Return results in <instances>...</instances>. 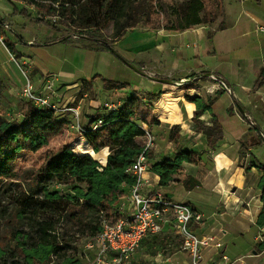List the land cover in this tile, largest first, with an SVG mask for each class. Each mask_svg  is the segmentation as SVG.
<instances>
[{"label":"crops","instance_id":"obj_1","mask_svg":"<svg viewBox=\"0 0 264 264\" xmlns=\"http://www.w3.org/2000/svg\"><path fill=\"white\" fill-rule=\"evenodd\" d=\"M222 10L220 27L204 23L185 30H132L112 45L111 50L87 39L69 38L52 27L54 32L45 31L37 17L29 14L26 18L34 27L41 26L44 34L25 40L17 32L20 41L26 45L39 42L44 47L72 46V59L59 51V57H51V63L40 64L18 50L15 40L9 50L27 66L36 90L43 88L54 74V89L62 102L80 105L84 123L95 115H102L106 111L102 105L107 101L124 103L132 92L146 101L148 96L161 93L153 102V112L160 121L158 127L165 131V144L155 146V155L152 148L148 160L153 165L174 159L182 151L192 152V157L182 162L175 181L167 186L160 185V176L152 170L147 172L153 186L203 213L202 223L194 228L200 236L214 238L211 246L203 249L208 264H219L223 254L229 257L230 264H264V242L261 241L264 240V218L259 222L264 206V169L259 167V164L264 166V0H222ZM13 14L6 0H0V16L9 23L8 18ZM88 47L101 48L112 59L133 63L131 66L137 72L134 62L140 63L144 69L139 73L145 79L132 90L113 84L106 86L107 82L99 81V73L93 75V71H86L85 61H90ZM154 51L156 63L150 61ZM4 62L7 64V60ZM8 63L14 68L9 67L8 74L3 70L0 80L6 92L17 96L25 79H14L11 73L18 75L20 69L15 63ZM203 72L209 76L200 79L202 74H196ZM190 73L195 74L193 79L188 77ZM183 79H190V83L176 85ZM84 80L90 83L94 99L90 91L81 93ZM96 81L101 84L97 91L94 90ZM198 84L207 89H201ZM103 90L106 98L100 100L98 95ZM167 95L171 99L169 108L175 114L171 119L164 105ZM196 97L211 101V109L200 116L208 127L205 130H199L193 121ZM215 119L220 139L212 147L208 134L213 133ZM174 125L180 126V143L172 141L170 131H166ZM151 131L155 137L163 133L160 129ZM189 263V255L181 248V237L166 225L163 231L145 238L131 264Z\"/></svg>","mask_w":264,"mask_h":264},{"label":"rangeland","instance_id":"obj_2","mask_svg":"<svg viewBox=\"0 0 264 264\" xmlns=\"http://www.w3.org/2000/svg\"><path fill=\"white\" fill-rule=\"evenodd\" d=\"M202 1L205 4V8L200 11L199 15L202 18L212 20L211 25L214 24V27L222 26L220 18L222 17L221 14L223 10L219 0ZM189 2H191V0H75L72 1L73 4L70 2L67 4L63 1L53 2L50 0H6V4L12 8L14 14L12 17L8 18L10 24L6 22V24L0 25V73H2L3 70L5 74L11 72L10 68H14V66L13 64H9V61L15 63L20 69V71H17L18 75H14L12 72L11 76L16 80L22 79V77L23 80L25 79L21 73V67L19 66L23 62L17 58V54L13 55V52L9 50L14 40L18 50L25 53L28 58L36 59L35 62L38 60L40 64L51 63V57L54 56L58 58L59 51H61V55H65L66 58L72 59V48H74L72 46L63 47V45H48L44 47L40 45L39 42H32L26 45L24 42L20 41L19 37L15 34L17 32L23 34L25 40L30 39L32 35L44 34V31H40L41 26L34 27L26 18L29 14L37 18L41 16L46 22L51 24L53 29L64 32L69 38L76 36L77 40L87 39L99 43V45H103L105 41L109 45L114 46L128 31L148 28L170 30L168 26L184 22L183 20L185 18L182 12ZM15 8H17V10H15ZM91 19L92 22L89 21ZM43 25L42 28L45 31L49 30L50 32H54L49 25ZM87 50L88 60H90L85 61L87 73L91 71H93V75L99 73L101 75L98 78L99 81L107 82L106 86L113 84L119 88L128 87L132 90L135 85L140 86L141 82L145 79V76L139 73L144 69L140 63L134 62L137 70H139V72H137L133 68V63L131 64L133 66H131L123 60L112 59V57H110L111 55L102 52L101 48L93 49L88 47ZM12 56H14V59H12ZM155 57L156 52L154 51L153 54H150V61L152 60L156 63ZM5 60H7V64H4ZM2 61L3 65L1 64ZM25 68H27L26 65ZM201 74L202 77H200V79L209 76L204 72L196 75ZM154 75L155 74H153V76ZM29 76H31L30 73ZM155 76L160 77L157 73ZM194 76V73H190L188 77H192L193 79ZM49 77L52 79L54 74H51ZM8 78L9 83H12L13 81L9 75ZM198 78L199 77L196 79ZM99 81L95 82V91H97V88L100 89L101 87ZM209 85L210 84H208V86ZM3 86V81L0 80V120H22L23 112L27 105L25 102L27 100H25L20 93H17V96L9 94L4 90ZM198 86L201 85L198 84ZM209 87L211 88V86ZM201 89L207 88L201 86ZM98 97L100 100L105 99V91H101ZM154 100L153 98V102ZM94 112H96V110ZM107 114L108 112L104 111L102 116H108ZM56 116L64 118L61 115ZM137 122L153 136L155 135L151 129L154 128L163 131V133L161 132L162 134L155 137L152 147L149 148L147 152L149 157L150 151L153 148V153L155 155L157 147L163 143V138L165 137L164 129L158 127L160 121L154 115L153 124H148L141 120H137ZM80 125L85 128L88 125L93 126L94 124L92 125L89 121L88 123H84L82 118ZM171 128L169 130L166 129V131H171ZM80 135L83 134L79 131L78 123L69 119V123L63 125L61 130L50 139L47 146L43 145L36 151L29 149L14 151L9 153L6 157L8 169L16 175L12 178L0 179V248L6 251L3 258L0 257V264H31L27 262L23 254H19L20 247L18 246V240H21L20 243L26 242L30 244L28 246L31 247L36 239H39L37 238L39 237V222L34 219V217H36V208L34 206L30 207V211H28L25 217H19V211L23 203L21 201L22 197L17 194L15 188L36 186L38 183V173L41 170H47L53 175L65 171L66 167L64 161L55 159L59 157V153L65 145L73 151L74 148L72 144L68 142V139L70 137L77 138ZM173 135L175 141L180 143V137L174 132ZM87 141L90 145L86 141H79L75 146V152L77 154H74L77 156H82L81 154H94L93 150H96L88 139ZM137 141L143 150L147 141L146 133L144 136L138 138ZM156 145L157 147H155ZM100 150L99 154H103L106 151V157L112 152V148L109 144H105ZM88 156L93 159L95 167L100 174L102 176L105 175L108 161L105 166H102L91 155ZM137 158L138 156L125 168L117 188V197L112 194L106 196L104 198L106 203L105 208L97 213H92L81 206V204L79 206V204L75 205L72 202L79 190H84L86 193L88 192L89 186L86 182L77 181L65 174L54 178L51 182V191L59 193L60 201L64 207L60 209V212L59 210L57 212L52 210H45L44 212L40 210L39 213L36 214L42 215V217L46 216L48 220H51L50 225L57 233L56 236L54 235V237H51L53 246L58 242L60 246H65V248L57 250L58 252L55 253L53 261L48 264H63L76 255L78 257V254L80 256V253L86 250V240L93 236L91 234L101 230L103 217L111 219V217L117 218L119 216L116 209L129 194L131 184L134 181L130 176V168H132ZM37 199H46V195L40 194L37 196ZM16 234L18 237H14Z\"/></svg>","mask_w":264,"mask_h":264},{"label":"trees","instance_id":"obj_3","mask_svg":"<svg viewBox=\"0 0 264 264\" xmlns=\"http://www.w3.org/2000/svg\"><path fill=\"white\" fill-rule=\"evenodd\" d=\"M50 1H63L69 4V2L72 3V1L75 0ZM219 3L222 8V0H219ZM204 8L205 4L202 0H191L182 12L184 15L183 17L185 18L183 20L184 22L172 24L168 26V28H170V30H185L195 25L212 23V20L202 18L199 15L200 11ZM15 10H17V8H15ZM37 21L41 24H47L49 27H52L51 24L46 22L41 16L37 18ZM89 21L92 22V19ZM6 22L7 19L0 16V25H4ZM211 35L212 33H210V37H212ZM103 47L110 50L112 49L111 45L105 41L103 42ZM90 88V83L87 80H84L81 93H89L88 91H90ZM160 95L161 93L152 94L151 96H148L145 101L137 93L132 92L117 110L107 111L108 116L95 115L90 123L93 125L99 119L103 118L105 125L98 129H93L92 126L88 125L85 127L86 132L84 133V136L80 135L77 138L70 137L68 142L72 144L74 150L71 151L69 147L65 145L61 149L59 157L55 159H61L64 161L66 167L65 171L53 175L47 170H41L38 173V183L36 186L15 188L17 194L22 197L21 201L23 203L21 205L22 208L19 211V217H25L32 206L36 208V213H39L40 210L44 212L45 210H52L54 212L59 210L60 212V209H62L64 205H62V202L60 201L59 193L51 191V182L54 178L60 177L63 174L74 178L77 181L86 182L89 186L87 193L84 190H79L76 193L74 200H72L75 205L79 204L80 206L81 204V206L92 213H97L100 210H103L106 206L104 198L110 196V194L117 197V188L121 181V176L124 174L125 168L142 151L137 140L145 135V129L137 122V120L153 124V98L157 100ZM90 96L93 99L95 98V94L92 90L90 91ZM193 101L197 104L193 121L196 123V127L199 130H205L208 127L202 120H200V116L206 110L211 109V101L205 102L201 97H196ZM25 103H27V105L24 109L22 120H0V179L12 178L16 175L7 167L6 157L9 153L23 149L36 151L43 145L47 146L50 139L61 130L63 125L69 123V119L57 117L48 109L37 107L28 101ZM170 103L171 99L169 98V95H167L164 100V105L168 107V113L171 119L175 114L173 110L169 108ZM211 129L213 130V133L208 134V138L210 146L214 147L215 143L220 139V129L216 119ZM179 131V125L172 126L170 131V139L172 141L175 140L173 132L176 135H179ZM85 137L90 141L96 151L93 150L94 154H81L82 156H77V153L75 152V146L77 143L79 141H86L89 144ZM105 144H109L112 148V152L109 153L107 157L106 151L103 154H99L102 150H100V148ZM88 155H91L102 166H105L108 161L105 175L102 176L100 174L95 167V162ZM191 157L192 152L182 151L174 159H164L161 162L153 164L151 169L154 173L160 176V185L167 186L172 181H175V175L179 171L180 165L184 160H191ZM259 167L264 169V166L261 164H259ZM40 194L46 195V199L38 200L37 196ZM262 199L264 201V191ZM36 213L34 219L39 222V237H37L39 239H36L31 247L28 246L30 244L26 242L20 243L21 240H18V246L20 247L19 254H23L28 263L48 264L53 261L55 253L58 252L57 250H62L65 246H60L58 242L53 246L51 237H54V235L56 236L57 233L50 225L51 220H48L46 216L42 217V215ZM263 218L264 206L259 222H262ZM99 231L94 232L91 235L95 236ZM16 236L17 234L14 237ZM5 253L6 251L0 248V257L3 258ZM80 261L81 258L78 254V257L76 255L63 264H78Z\"/></svg>","mask_w":264,"mask_h":264},{"label":"built area","instance_id":"obj_4","mask_svg":"<svg viewBox=\"0 0 264 264\" xmlns=\"http://www.w3.org/2000/svg\"><path fill=\"white\" fill-rule=\"evenodd\" d=\"M19 66L25 78L19 90L21 96L37 107L72 119L78 123L79 131L84 135L86 129L80 125L82 119L80 105L62 102L54 89L55 78L48 80L40 90H36L25 64ZM189 82L190 79H183L176 82V85H185ZM223 86L227 87L225 84ZM121 105V102L107 101L102 107L109 112L117 110ZM103 125L105 121L101 118L92 128L98 129ZM145 133L147 141L130 168V176L134 181L129 194L116 209L119 216L111 219L103 217L101 230L86 240V250L80 253L81 261L78 264H131L134 254L142 246L145 238L163 231L166 225L181 237V248L189 255L190 264H208L204 260L203 249L211 246L214 238L200 236L194 228L195 225L202 223L203 213L192 204L178 202L153 186L151 178L147 176V172L152 170L147 152L152 147L155 136L148 130H145ZM261 241L264 242L263 239ZM219 264H230L229 257L223 254Z\"/></svg>","mask_w":264,"mask_h":264}]
</instances>
